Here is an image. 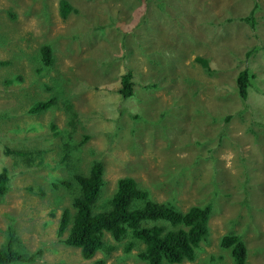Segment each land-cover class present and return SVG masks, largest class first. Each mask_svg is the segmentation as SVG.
<instances>
[{
  "label": "rangeland",
  "instance_id": "1",
  "mask_svg": "<svg viewBox=\"0 0 264 264\" xmlns=\"http://www.w3.org/2000/svg\"><path fill=\"white\" fill-rule=\"evenodd\" d=\"M60 1L0 0V170L10 176L0 245L10 225L27 252L40 249L11 264H144V245L132 237L106 232L115 248L84 259L57 233L76 186L52 182L95 158L104 164L99 200L125 176L182 210L212 196L208 240L179 264H234L219 245L229 230L244 241V264H264V0H65V16ZM46 45L53 65L36 75ZM245 68L252 76L243 95ZM64 79L74 111L27 112L51 95L46 83ZM30 144L46 147L41 162L24 160Z\"/></svg>",
  "mask_w": 264,
  "mask_h": 264
},
{
  "label": "trees",
  "instance_id": "2",
  "mask_svg": "<svg viewBox=\"0 0 264 264\" xmlns=\"http://www.w3.org/2000/svg\"><path fill=\"white\" fill-rule=\"evenodd\" d=\"M44 9H40L42 12ZM72 10V6L65 0L59 2V13L63 16ZM3 35L0 33V39ZM40 49V48H39ZM40 60L45 64L35 63L32 66L36 75L43 74L45 68L53 65L47 46L41 47ZM206 70L209 71L207 60L196 57ZM0 63H7L0 60ZM52 63V64H51ZM42 64V65H41ZM21 74V69H18ZM251 75L248 68L242 69L237 78V86L245 95L249 84L247 76ZM19 74H16V79ZM131 72L124 75L122 87L123 94L129 96L132 88L129 85ZM14 81L13 77L6 79ZM21 81V80H19ZM67 81H57L45 85L51 95L44 99H33L28 103L27 112L39 113L41 110L64 106L70 113L71 97L73 93L67 90ZM34 89V88H33ZM45 89V90H46ZM67 90V91H66ZM76 115V114H75ZM71 116V114H70ZM69 122L72 123L71 117ZM52 127H55L52 124ZM58 129L55 132L58 133ZM61 132V131H60ZM30 146V148H28ZM21 149L24 160L32 163L36 158L42 161L46 147L30 144ZM18 154L19 152L16 151ZM42 156V157H41ZM103 161L95 158L86 170L79 166L71 169L69 178H62L58 182H52L54 187L63 184L67 187L76 186L68 205L60 210L57 233L62 235L61 241L79 249L82 258H92L96 252L109 253L115 248L112 242L105 238L109 233L113 239L121 241L125 238L143 243L138 257L144 264H179L184 260H194L196 250L200 243L208 240V220L213 208V198H207L202 204H192L182 210L176 204L167 201H156L149 197V192L142 188L135 178L121 177L116 181L115 189L103 200H99L102 194ZM9 172L6 167L0 170V194L6 192L9 186ZM214 183V182H213ZM243 187V186H242ZM77 191V192H76ZM217 193V190H214ZM53 211L51 215H53ZM5 241L0 245V264L16 262H30L40 249L27 252L19 236L8 225L4 230ZM241 235L235 230H229L221 236L219 245L222 249L230 251L234 264H244L247 256L246 246ZM133 241L125 244V251L133 247ZM15 245V246H14ZM220 257V255H218ZM211 259L215 256L211 255ZM95 264H104L101 258L93 260Z\"/></svg>",
  "mask_w": 264,
  "mask_h": 264
},
{
  "label": "clouds",
  "instance_id": "3",
  "mask_svg": "<svg viewBox=\"0 0 264 264\" xmlns=\"http://www.w3.org/2000/svg\"><path fill=\"white\" fill-rule=\"evenodd\" d=\"M48 50H49V54H50V57L52 58V61H53V52H52V49L48 47V45H46ZM42 64H45L44 60L41 62ZM84 259H90V258H84ZM234 262V261H233ZM95 264V263H94Z\"/></svg>",
  "mask_w": 264,
  "mask_h": 264
}]
</instances>
